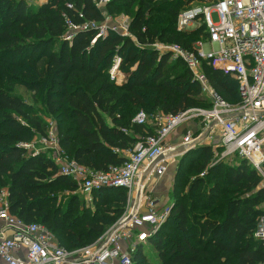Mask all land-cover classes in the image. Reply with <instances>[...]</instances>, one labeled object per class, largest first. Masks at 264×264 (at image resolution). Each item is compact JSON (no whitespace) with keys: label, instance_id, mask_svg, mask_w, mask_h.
Segmentation results:
<instances>
[{"label":"trees","instance_id":"16d2710c","mask_svg":"<svg viewBox=\"0 0 264 264\" xmlns=\"http://www.w3.org/2000/svg\"><path fill=\"white\" fill-rule=\"evenodd\" d=\"M192 1L110 0L100 7L94 0H0V193L8 190L13 214L46 225L70 250L91 245L119 220L127 209L126 189L94 190L87 204L52 156L25 146L48 132L17 88L33 92L56 120L58 144L72 160L93 170L121 166L128 160L124 152L155 133L156 123H134L140 111L153 117L209 106L188 64L154 46L195 51L204 27L177 25ZM104 12L129 15V34L98 36L92 27L67 39V21L102 24ZM118 57L126 76L121 84L111 75ZM201 69L224 99L240 102L238 80L207 62ZM237 156L233 165L213 163L212 147L200 146L181 157L171 213L147 243L155 254L140 245L135 264L264 263V244L254 235L264 215L263 178Z\"/></svg>","mask_w":264,"mask_h":264},{"label":"built area","instance_id":"2783aa9c","mask_svg":"<svg viewBox=\"0 0 264 264\" xmlns=\"http://www.w3.org/2000/svg\"><path fill=\"white\" fill-rule=\"evenodd\" d=\"M26 1L34 3V0ZM109 1L94 0L100 7ZM194 1L180 12L177 24L179 30L204 27L202 40L194 43L195 51L179 44L154 46L188 64L209 106L191 107L178 114H154L155 133L140 139L123 165L107 170H93L72 160L56 139L53 159L59 172L76 181L78 191L87 195L88 203L93 201L94 190L123 188L128 192L127 209L94 243L70 250L60 245L46 225L26 222L13 214L8 190L3 189L0 193V264H135L134 254L139 246L146 245L158 232L172 209L167 206L156 211V200L148 192V182L153 174L161 176L167 171L176 151L167 144L168 140L178 127L188 122H198L203 132L195 135L187 131L181 144L184 150L202 146L205 138L210 139L220 130L218 143L224 149L223 155H239L264 176V0H201L205 1L202 4ZM213 11L219 16L216 23L212 20ZM130 20L124 26L125 32L101 23L75 26L67 21V39H71L75 30L92 27L100 31L98 36H105L110 30L127 35ZM120 62L116 58L111 70L113 79L117 71L121 72ZM203 62L238 80L240 102L230 103L215 90L201 69ZM147 118L148 114L140 111L134 123L146 124ZM33 145L25 146L34 150ZM39 151L35 149L36 154ZM143 207L145 211L141 210ZM254 235L264 244V215L259 216Z\"/></svg>","mask_w":264,"mask_h":264},{"label":"rangeland","instance_id":"374dc122","mask_svg":"<svg viewBox=\"0 0 264 264\" xmlns=\"http://www.w3.org/2000/svg\"><path fill=\"white\" fill-rule=\"evenodd\" d=\"M34 2H39V0H34ZM194 2L195 3L202 4L205 1L195 0ZM187 7H189V6H187ZM186 8H184L183 10H185ZM104 13L106 15V20H105L104 23H102V25L109 26V27H112V28L113 27H118V29L121 32H125L124 31V26L126 24H128V18H131L129 15L125 14L124 12H118V13H113V14L108 13V12H104ZM211 15H212V20L215 23L219 21V16H218V13L216 11H213ZM200 40H202V38H199L197 40V42L200 41ZM42 64L44 65L45 64V61L42 62ZM120 78L123 79V76H122V74L119 71H117L116 72V76H115L114 79H115V81L118 84H120V80H119ZM17 93H18V95L22 96V98L25 101H27L28 103L34 105V107H35L34 110L36 112L35 114H38V116H41L44 119V122L46 124V130L48 132V137L46 138L47 139V142H45L42 137H37L35 139V142H33L34 148H36V149H38L40 151L46 152L50 156L53 157L55 155L56 149H57V143H56L57 140L56 139H58L57 129H56V120L53 117L49 116L48 114H46L44 112V109H43V107L41 106L40 103H36V100H34L33 97H32L33 92L27 90L23 86H19L17 88ZM155 123H156V121H155L154 117L148 115L146 124H148V125L151 126V125H154ZM186 132H187V130L185 129L183 131V133L185 134ZM193 132L195 133V135L201 134L203 132V130L201 129L200 124H198V128L195 131H193ZM219 135H220V130H216L214 132L213 137H211L210 139L205 138V140L202 142V146H211L212 147L213 152H214V158H213L212 162L213 163H219V162H222L223 163L224 162V163L230 164V165H233V164L238 163L240 159H239V157L237 155H231V156H224L223 155L224 149L218 143L219 142ZM197 148H195V149H197ZM195 149H190V150H195ZM185 151L186 150H183L182 153L176 155L177 157L174 156L172 158V160L170 161V163H173V162L175 163L177 161L176 164H178V162L181 159V157L185 153L189 152V151H187V152H185ZM194 155L195 154L191 155V157L194 158ZM168 172H172L171 175L173 176L171 178L170 190H169V197L170 198H173L172 197L173 196V188H174L173 186H174V182H175V178H176V173L178 172V165L175 167V169H173V168L171 170L169 169ZM262 178L263 179H262V184L261 185L264 186V176L263 175H262ZM149 189H151V188H149ZM77 192L80 194V196L85 200V202L87 204H90L87 201V195L85 193L80 192V191H77ZM149 194L151 196H153L150 192H149ZM148 244H146L144 246L145 253H150L151 254V252H152L153 254H155V251L152 250L151 247ZM157 260H158V258L155 259V262H157Z\"/></svg>","mask_w":264,"mask_h":264},{"label":"crops","instance_id":"0c3cea01","mask_svg":"<svg viewBox=\"0 0 264 264\" xmlns=\"http://www.w3.org/2000/svg\"><path fill=\"white\" fill-rule=\"evenodd\" d=\"M46 0H39V2H34V4H42L44 3ZM123 76V79L120 78V84L123 83L126 79V76L120 72ZM198 128V122H188L180 127H178L173 134L170 136L169 140H168V145L175 147L176 151L172 156H176L180 153H182L181 148H182V139L183 136L187 133H183V131L186 129L187 131L191 130V131H195ZM126 154V156L128 155L129 151L124 152ZM177 157V156H176ZM162 159V157L158 160V162ZM177 161L174 163H170L167 171L159 176L157 174H153L152 177L150 178L149 182H148V192H150L153 197H155L156 200V211L160 212L163 210V208L167 207V206H172L173 205V198L169 197V190H170V183H171V178L173 177L171 175L172 172H168L169 169L171 170L172 168L175 169V167L177 166ZM151 188V189H149ZM142 211H145L146 208L143 207L141 209ZM145 245V244H144Z\"/></svg>","mask_w":264,"mask_h":264},{"label":"water","instance_id":"95a60500","mask_svg":"<svg viewBox=\"0 0 264 264\" xmlns=\"http://www.w3.org/2000/svg\"><path fill=\"white\" fill-rule=\"evenodd\" d=\"M183 150H184V149H183V148H181V151H182V152H183ZM187 151H190V149H189V150H187ZM187 151H185V152H187ZM160 158H161V157H160ZM160 158H159V159H160Z\"/></svg>","mask_w":264,"mask_h":264}]
</instances>
